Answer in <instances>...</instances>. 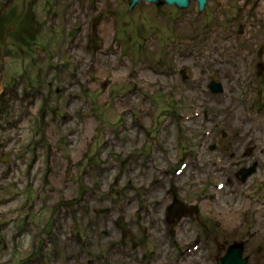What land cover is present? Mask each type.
<instances>
[{"label":"rangeland","instance_id":"374dc122","mask_svg":"<svg viewBox=\"0 0 264 264\" xmlns=\"http://www.w3.org/2000/svg\"><path fill=\"white\" fill-rule=\"evenodd\" d=\"M0 102V264H264V0H0Z\"/></svg>","mask_w":264,"mask_h":264},{"label":"water","instance_id":"95a60500","mask_svg":"<svg viewBox=\"0 0 264 264\" xmlns=\"http://www.w3.org/2000/svg\"><path fill=\"white\" fill-rule=\"evenodd\" d=\"M139 1H142V0H130V4L133 5L134 3H137ZM143 1L157 2L158 0H143ZM194 1L197 3V7L199 10H202L207 2V0H194ZM161 2H164L168 5H175L179 8H182V7H187L190 3V0H161ZM210 87L213 91H222L220 83H211ZM243 169H244V173L253 171L254 164L249 166L248 168H243ZM174 201L176 204L172 203L169 206V210H168V214L172 218L174 217V215L179 216V214H182L185 212V210L182 208L183 203H181L177 199H174ZM174 206L179 207L178 208L179 213L176 212V208ZM242 253H243L242 243L234 242L233 244H230L225 252L226 257L225 259L221 260V264H246L248 257L247 256L242 257Z\"/></svg>","mask_w":264,"mask_h":264},{"label":"bare ground","instance_id":"6f19581e","mask_svg":"<svg viewBox=\"0 0 264 264\" xmlns=\"http://www.w3.org/2000/svg\"><path fill=\"white\" fill-rule=\"evenodd\" d=\"M0 103H1V102H0ZM0 108H1V105H0ZM2 159H3V157H2ZM236 176L238 177V180H239V181H242V182L244 181V180H243V176H244V175H242V174H241V175H240V174L237 175V173H236ZM174 199H177V198L175 197ZM177 200H178V199H177ZM172 203H173V204H176L175 201H173ZM167 209L169 210V206L167 207ZM170 212H171V211H170ZM172 212H173V211H172ZM225 257H226V254L223 253L222 256L219 258V259H220V264H221V260H222V259H225Z\"/></svg>","mask_w":264,"mask_h":264}]
</instances>
